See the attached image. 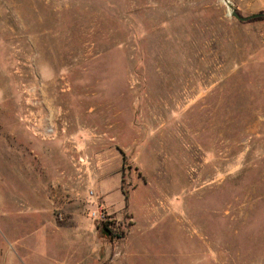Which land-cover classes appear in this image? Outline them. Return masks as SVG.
I'll return each instance as SVG.
<instances>
[{
	"label": "rangeland",
	"instance_id": "obj_1",
	"mask_svg": "<svg viewBox=\"0 0 264 264\" xmlns=\"http://www.w3.org/2000/svg\"><path fill=\"white\" fill-rule=\"evenodd\" d=\"M232 9L264 0H0V264H264V20Z\"/></svg>",
	"mask_w": 264,
	"mask_h": 264
},
{
	"label": "crops",
	"instance_id": "obj_2",
	"mask_svg": "<svg viewBox=\"0 0 264 264\" xmlns=\"http://www.w3.org/2000/svg\"><path fill=\"white\" fill-rule=\"evenodd\" d=\"M93 139L92 137H90V139L84 144V147H86V149L88 151H90L91 153H98L97 156L99 157L100 160H102L101 162L98 163V169H94L92 171V173L88 174L86 176V180L91 181V179H89L90 177L94 180V184L95 186H97V190H96V194H98L97 196L102 197L103 201L106 203L107 206L111 205V203H113V201L111 203H108L107 201V187L105 188L106 184L108 182L105 181V177L109 175V177L115 178L117 177V175L115 177L111 176L113 173H115V171H117V169H119L120 167H122L123 162H124V155L123 152L121 150H119L117 147H111V148H107L106 142H102L99 143V148L96 149L95 146H93ZM100 140H102V138H100ZM48 148H50V152L51 154L55 155V158L52 157L49 161H45L46 162V166L44 164V167L46 168V170L43 172V175H50V178H52L54 175L55 176H66L68 177L71 173V175H73V171H72V162L70 161V157L71 153H73L72 148L68 145L65 144H52L50 146H48ZM55 152V153H53ZM108 154V155H107ZM107 156H109L110 162L107 161ZM112 162V163H111ZM109 164V165H108ZM52 176V177H51ZM54 176V177H55ZM118 178V177H117ZM106 182V183H105ZM120 182V179L117 180V183ZM118 185V184H117ZM106 189V190H105ZM45 195V194H44ZM43 201V205H45V198L43 196L42 198ZM116 208V205H114ZM124 207V206H123ZM123 207L117 208V209H122ZM77 211V209H76ZM75 214H78V212H75Z\"/></svg>",
	"mask_w": 264,
	"mask_h": 264
},
{
	"label": "built area",
	"instance_id": "obj_3",
	"mask_svg": "<svg viewBox=\"0 0 264 264\" xmlns=\"http://www.w3.org/2000/svg\"><path fill=\"white\" fill-rule=\"evenodd\" d=\"M34 134L42 140H53L56 137V130L53 126L44 124L41 125V128L38 129L37 132ZM79 162L83 163V158H80ZM91 217L103 223L106 220V213H104V211L102 210L94 211L91 214Z\"/></svg>",
	"mask_w": 264,
	"mask_h": 264
},
{
	"label": "water",
	"instance_id": "obj_4",
	"mask_svg": "<svg viewBox=\"0 0 264 264\" xmlns=\"http://www.w3.org/2000/svg\"><path fill=\"white\" fill-rule=\"evenodd\" d=\"M224 2L227 3V0H224ZM231 16L236 19L237 21L239 22H242V23H246V22H249L251 20H255V19H258V18H261L263 17L264 18V14L262 13H259V14H254V15H251V16H247V17H243V16H240L236 10L232 9L231 11Z\"/></svg>",
	"mask_w": 264,
	"mask_h": 264
},
{
	"label": "trees",
	"instance_id": "obj_5",
	"mask_svg": "<svg viewBox=\"0 0 264 264\" xmlns=\"http://www.w3.org/2000/svg\"><path fill=\"white\" fill-rule=\"evenodd\" d=\"M236 12L238 13V11H236ZM238 14H239V13H238ZM258 20H264V18L261 17V18L255 19V20H251V21H249V22H252V21H258ZM124 197H125V201H126V200H127V196L125 195V193H124ZM103 228H104L105 232H106L108 235H112V232H111V230L109 229V227H108L107 225H103Z\"/></svg>",
	"mask_w": 264,
	"mask_h": 264
}]
</instances>
